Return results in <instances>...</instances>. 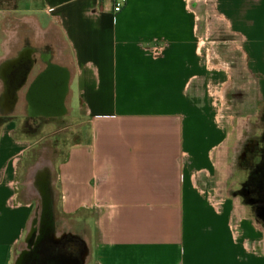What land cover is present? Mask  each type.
<instances>
[{"label":"crops","instance_id":"obj_1","mask_svg":"<svg viewBox=\"0 0 264 264\" xmlns=\"http://www.w3.org/2000/svg\"><path fill=\"white\" fill-rule=\"evenodd\" d=\"M33 1L0 39V113L56 117L68 101L89 135L25 168L22 189L29 145L3 126L0 264H17L22 240L40 232L33 201L47 190L85 264H264L263 230L237 194L239 142L198 57L199 0H126L119 13L120 0Z\"/></svg>","mask_w":264,"mask_h":264},{"label":"rangeland","instance_id":"obj_2","mask_svg":"<svg viewBox=\"0 0 264 264\" xmlns=\"http://www.w3.org/2000/svg\"><path fill=\"white\" fill-rule=\"evenodd\" d=\"M195 10L198 57L204 63L211 102L215 104L219 120L228 132L233 129L234 139L239 142L241 156L236 160L239 166L236 179L242 180V187L264 152V0H199ZM67 102V110L56 117H32L25 106L12 114L0 113V132L3 126L12 124L16 136L29 145L20 163L24 172L19 179L22 189H26L25 168L42 158L58 161L69 146L88 137L87 118L77 108L71 109ZM54 174L52 171V179ZM47 191L40 203L37 198L33 201L36 212L41 213V220H36V232L42 230L41 234L45 233L49 242L52 236L64 237L66 250L84 251L79 238L65 233L55 190ZM256 221L264 239V224ZM32 237L33 230L22 240L19 256L22 251L28 253Z\"/></svg>","mask_w":264,"mask_h":264},{"label":"flooded vegetation","instance_id":"obj_3","mask_svg":"<svg viewBox=\"0 0 264 264\" xmlns=\"http://www.w3.org/2000/svg\"><path fill=\"white\" fill-rule=\"evenodd\" d=\"M32 4H34L33 0H0V39L6 30L15 24L16 21L12 15L20 12L24 6ZM15 55L17 54L8 55V57H15ZM18 57H29V53L26 51ZM28 66L29 64L25 63L12 79H8L10 83L17 84L22 81L29 70ZM45 112L49 115L55 114V111L52 110ZM36 222L34 219L35 224ZM41 232L42 230L39 235L33 234L31 248L22 257L20 264H85L84 252L66 250L67 243L66 239H63L64 237L55 238L52 236L51 242H49L45 233L41 234Z\"/></svg>","mask_w":264,"mask_h":264},{"label":"trees","instance_id":"obj_4","mask_svg":"<svg viewBox=\"0 0 264 264\" xmlns=\"http://www.w3.org/2000/svg\"><path fill=\"white\" fill-rule=\"evenodd\" d=\"M243 204L250 207L256 219L264 224V152L252 166L249 178L237 193Z\"/></svg>","mask_w":264,"mask_h":264},{"label":"water","instance_id":"obj_5","mask_svg":"<svg viewBox=\"0 0 264 264\" xmlns=\"http://www.w3.org/2000/svg\"><path fill=\"white\" fill-rule=\"evenodd\" d=\"M50 80H51V79H50ZM52 81H53V80H52ZM50 97H51L50 99H52V101H53L52 105H53V106H56V105H57V100H58L57 95H56V94H52ZM51 110L57 112V110L54 109V108L51 109ZM24 254H25L24 251H22V253H21L20 256L18 257L17 264H20L21 259H22V257H23Z\"/></svg>","mask_w":264,"mask_h":264},{"label":"built area","instance_id":"obj_6","mask_svg":"<svg viewBox=\"0 0 264 264\" xmlns=\"http://www.w3.org/2000/svg\"><path fill=\"white\" fill-rule=\"evenodd\" d=\"M125 2H126V0H120V1L116 2L115 7H114L115 13H119L122 11V8H123Z\"/></svg>","mask_w":264,"mask_h":264}]
</instances>
